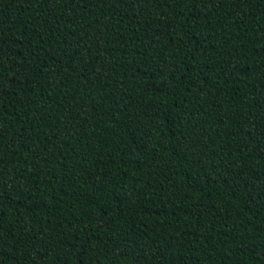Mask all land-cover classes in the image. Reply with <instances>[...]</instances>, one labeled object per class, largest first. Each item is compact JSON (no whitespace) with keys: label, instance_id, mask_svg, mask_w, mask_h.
I'll return each instance as SVG.
<instances>
[{"label":"trees","instance_id":"16d2710c","mask_svg":"<svg viewBox=\"0 0 264 264\" xmlns=\"http://www.w3.org/2000/svg\"><path fill=\"white\" fill-rule=\"evenodd\" d=\"M0 264H264V0H0Z\"/></svg>","mask_w":264,"mask_h":264}]
</instances>
